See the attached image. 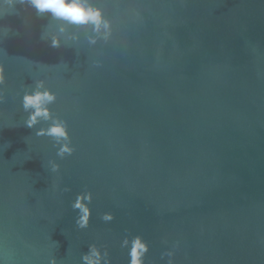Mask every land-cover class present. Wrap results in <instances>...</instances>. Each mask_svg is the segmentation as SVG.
I'll list each match as a JSON object with an SVG mask.
<instances>
[{"label":"water","instance_id":"water-1","mask_svg":"<svg viewBox=\"0 0 264 264\" xmlns=\"http://www.w3.org/2000/svg\"><path fill=\"white\" fill-rule=\"evenodd\" d=\"M95 2L108 43L70 28L79 45L51 47L41 32L58 22L32 9L0 38V264H82L89 244L130 264L136 236L143 264L169 250L172 264H264V0ZM37 79L71 155L24 126ZM83 191L86 228L72 207Z\"/></svg>","mask_w":264,"mask_h":264},{"label":"clouds","instance_id":"clouds-1","mask_svg":"<svg viewBox=\"0 0 264 264\" xmlns=\"http://www.w3.org/2000/svg\"><path fill=\"white\" fill-rule=\"evenodd\" d=\"M32 9L37 17L47 16L49 22L56 21L54 26L46 24L41 32V39L50 42L51 47L62 45L77 46L81 41L79 31H71L70 28H84L83 38L89 46H95L98 42L108 43L113 38L112 21L105 16L104 9L95 0H0V38L19 36L20 33L11 22V18L24 17L25 13ZM139 16V11L136 12ZM97 65L100 61H95ZM3 80L2 68H0V81ZM56 93L47 86L43 79L35 80L27 85L21 95V106L26 118L23 123L29 129H35L38 137H48L56 147V155L63 158L71 155L74 148L71 145L69 130L64 120L54 115L50 106L56 101ZM40 125V127H37ZM50 171L56 173L60 165L55 160H50ZM91 191L78 193L72 202L73 209H78L76 225L80 228L88 226L91 214L90 202ZM105 221L113 219L111 213H105L102 217ZM125 238L122 246H127ZM148 243L140 236L131 241L129 249L130 264H143L145 255L148 253ZM170 259L173 251L162 254ZM82 264H109V254L102 251L95 244H89L88 250L81 256ZM50 264H56V258L50 260Z\"/></svg>","mask_w":264,"mask_h":264}]
</instances>
